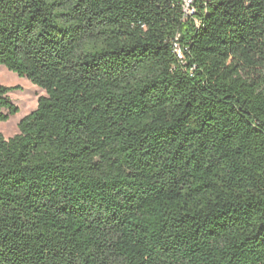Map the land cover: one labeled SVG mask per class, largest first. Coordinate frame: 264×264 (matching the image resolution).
<instances>
[{
    "label": "trees",
    "instance_id": "trees-1",
    "mask_svg": "<svg viewBox=\"0 0 264 264\" xmlns=\"http://www.w3.org/2000/svg\"><path fill=\"white\" fill-rule=\"evenodd\" d=\"M193 7L0 0V264H264V0Z\"/></svg>",
    "mask_w": 264,
    "mask_h": 264
},
{
    "label": "rangeland",
    "instance_id": "rangeland-1",
    "mask_svg": "<svg viewBox=\"0 0 264 264\" xmlns=\"http://www.w3.org/2000/svg\"><path fill=\"white\" fill-rule=\"evenodd\" d=\"M0 86L12 88L8 95L11 102L18 108L16 113L10 115L6 121L0 122V134L5 138H11L19 132V121L37 108L38 98L45 93L26 78L18 76L3 66H0Z\"/></svg>",
    "mask_w": 264,
    "mask_h": 264
},
{
    "label": "built area",
    "instance_id": "built-area-1",
    "mask_svg": "<svg viewBox=\"0 0 264 264\" xmlns=\"http://www.w3.org/2000/svg\"><path fill=\"white\" fill-rule=\"evenodd\" d=\"M195 0H182V11L184 16H190L194 12V4Z\"/></svg>",
    "mask_w": 264,
    "mask_h": 264
}]
</instances>
